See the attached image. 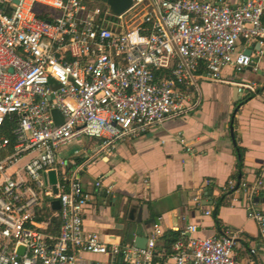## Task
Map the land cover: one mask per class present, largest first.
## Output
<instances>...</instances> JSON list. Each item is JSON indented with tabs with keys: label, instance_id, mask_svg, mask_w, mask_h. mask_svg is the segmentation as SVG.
I'll use <instances>...</instances> for the list:
<instances>
[{
	"label": "built area",
	"instance_id": "built-area-1",
	"mask_svg": "<svg viewBox=\"0 0 264 264\" xmlns=\"http://www.w3.org/2000/svg\"><path fill=\"white\" fill-rule=\"evenodd\" d=\"M14 1L0 0V133L5 126L8 133L0 137V264H76L88 255L150 264L163 235L158 225L144 250L120 234L84 232L87 196L80 177L119 144L195 111L201 82L221 83L223 70L250 68L251 56L238 45L256 41L253 57L264 58V0L235 6L226 0H134L131 9L145 1L148 11L131 30L122 24L124 14L85 0ZM260 87L248 82L236 89L264 102ZM53 111L62 120L58 125ZM82 138L98 143L84 156L67 154ZM105 180L94 182L103 197L112 194ZM236 184L229 181L226 191L244 196L247 216L263 237L264 212L257 209L263 181ZM171 230L180 232L177 225ZM186 231L190 237L176 244L173 264H240L239 232L198 240L192 236L197 227Z\"/></svg>",
	"mask_w": 264,
	"mask_h": 264
},
{
	"label": "crops",
	"instance_id": "crops-1",
	"mask_svg": "<svg viewBox=\"0 0 264 264\" xmlns=\"http://www.w3.org/2000/svg\"><path fill=\"white\" fill-rule=\"evenodd\" d=\"M226 1L232 6L241 2ZM147 11L148 4L143 1L135 25L125 28L134 29ZM257 48L256 41L237 47L242 54L250 53L256 61L253 68L241 73L225 69L221 83H200L195 111L167 119L135 141L119 144L113 155L92 162L80 177L87 196L82 217L85 233H116L133 243L147 239L152 227L158 225L163 235L155 243L150 264H173L176 244L190 237L188 227H197L192 236L198 240L232 230L239 232L235 241L239 263L264 264V236L248 218L244 196L226 191L229 181L251 184L261 179L257 209L264 212V102L240 96L236 89L239 84L255 82L264 92V58L253 57ZM82 139L71 146L84 156L98 141ZM71 146L67 154L73 152ZM100 177L112 187L110 196L103 197L94 189ZM173 225L180 232H173ZM96 263L125 264L119 257L90 255L76 264Z\"/></svg>",
	"mask_w": 264,
	"mask_h": 264
},
{
	"label": "water",
	"instance_id": "water-1",
	"mask_svg": "<svg viewBox=\"0 0 264 264\" xmlns=\"http://www.w3.org/2000/svg\"><path fill=\"white\" fill-rule=\"evenodd\" d=\"M134 0H85L86 3L88 4H95V5H101L103 7H106L111 15L114 16H120L127 12L128 10L131 9L133 5ZM17 4V0L14 1V5ZM244 55L250 57V53L246 52ZM252 63L250 68L255 66V60L251 59ZM52 117L55 121V124L58 125L62 122L61 118L57 114V112L53 111L52 112ZM49 178H50V183L51 185H54L55 183V177L54 173L50 172L49 173ZM53 194H56V190L53 188ZM52 210L57 211L58 210V203L53 202L52 203ZM147 239L145 238H138L134 240L133 245L140 250H144L145 245H146Z\"/></svg>",
	"mask_w": 264,
	"mask_h": 264
},
{
	"label": "rangeland",
	"instance_id": "rangeland-1",
	"mask_svg": "<svg viewBox=\"0 0 264 264\" xmlns=\"http://www.w3.org/2000/svg\"><path fill=\"white\" fill-rule=\"evenodd\" d=\"M135 9L136 8L133 7L130 11L124 13L123 19H122V24H123L124 27L133 28V26L135 25V20L138 19V12H137V9L136 10ZM108 21L111 22V23H116V20L111 18V17L108 19ZM82 140H84V139H82ZM70 148H71V151H74L72 149L73 148L72 146Z\"/></svg>",
	"mask_w": 264,
	"mask_h": 264
},
{
	"label": "trees",
	"instance_id": "trees-1",
	"mask_svg": "<svg viewBox=\"0 0 264 264\" xmlns=\"http://www.w3.org/2000/svg\"><path fill=\"white\" fill-rule=\"evenodd\" d=\"M90 5H92V4H88V6H90ZM103 8V7H102ZM1 136H8V133H7V131H6V126L3 128V130L1 131V133H0V137ZM2 158V155H0V159ZM228 196V195H227ZM233 195H229L228 196V198L230 197V198H233L232 197ZM58 228H59V226H58V223H57V221H55V220H53L52 221V234H54V235H56L57 234V232H58Z\"/></svg>",
	"mask_w": 264,
	"mask_h": 264
}]
</instances>
